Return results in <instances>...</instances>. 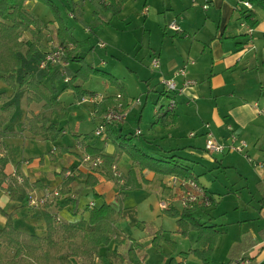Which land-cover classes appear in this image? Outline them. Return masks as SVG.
<instances>
[{
    "label": "crops",
    "instance_id": "crops-1",
    "mask_svg": "<svg viewBox=\"0 0 264 264\" xmlns=\"http://www.w3.org/2000/svg\"><path fill=\"white\" fill-rule=\"evenodd\" d=\"M34 2L37 3L36 0L25 1L26 4L30 3L27 10L40 19L31 10ZM59 2L67 12L68 18L72 17L71 19L82 22L85 18H90L92 28L83 27V34L86 36L90 30L93 33L97 26H109L113 18L118 19L115 26H120L122 21L128 22L130 26L133 18L141 17L142 31L147 34L146 56L151 60V65L154 57L158 59V65L156 67L152 65L156 69L155 74L149 73L147 78L152 80L154 85L161 84L162 80L169 78L174 79L179 86L184 79L194 80L195 84L183 87L179 94L165 93L162 88L159 94L165 96L163 101L169 102L172 99L175 105L171 112L165 113L164 110L155 112V119L146 127L147 133L139 127L144 122L143 109L140 108L138 115L134 116L137 128H131L129 131L133 133L134 129L133 135L122 133L128 116L132 113L129 112L123 122L114 123L106 128L105 135L100 138L102 143L89 142L88 139L93 138L92 133L75 132V138L79 139H75L74 145H59V141L55 139L52 141L54 150L26 160L24 155L18 154L20 140L37 142L45 139L20 130L22 113L18 101L21 92L25 90L16 93L0 81L2 84L0 92L6 93L5 104L15 103L14 111L7 123L8 129L18 132L16 136L1 139L4 153L8 157L4 172L11 174L17 167L23 177L30 182H38V187L30 194L36 198L48 194L46 208L56 221L72 222L86 214V206L95 200L90 198L86 201L83 198L85 202L82 201L77 194L82 189L85 191V198L94 194L101 200L99 204L106 202L114 206L117 205L116 196L123 193L120 203L121 216L115 223L120 242L112 239L109 244L100 245L93 264H147V256L150 251L156 249L152 239L158 231H161L164 239L161 243V250L165 255L162 260L169 262L170 258H173L176 264H184L186 256L191 254L184 253L202 248L196 242V232L189 228L182 233L176 223L177 218L170 216L168 211L180 213L190 209L195 219L214 225L221 236V230L214 221L215 214L211 213V209L219 206L220 200L212 195L207 185L197 176H193L194 173L207 179V176L212 177V173L216 172V176L212 177L216 180L210 185L216 184L225 189L228 194L223 195L222 199L229 198L230 194L234 193L233 195L240 199L241 205L232 204L231 207L240 209L244 205L243 210L256 211L250 213L246 222L264 221V115H259L252 106L256 101L259 104L264 103V9L253 4L248 9L239 0H127L119 13L111 14L108 10V0H76L68 7L65 5L66 0ZM55 5L59 10L60 6L56 3ZM247 13L251 14L249 20L244 18ZM59 16L62 18L60 13ZM171 21L180 26V32L168 28L167 25ZM44 24V38L35 54L36 64L40 59L38 54L42 53V46L47 44V34L52 32L55 36L58 27L55 18ZM65 24L67 25L66 22ZM247 24L253 28L251 35L247 32ZM68 29L72 33L71 28ZM117 29L121 30V27ZM77 40L84 45L89 43L88 37ZM127 40L132 44L130 34L122 37L123 42ZM99 43L97 45L100 48L105 47L104 42V46H100ZM64 45L71 46V49L73 47L71 43ZM91 50L94 51L93 48ZM79 54L83 55L81 48ZM88 63L98 68L92 61ZM78 67L79 63L69 61L66 68L68 77ZM30 69L34 70L45 84L53 88L54 94L61 101L59 92H55L53 71L50 69L37 71L33 67ZM180 69L184 70V74L179 73ZM61 79L63 80L62 77ZM63 83L62 89L66 88V82ZM105 83L111 84L108 80H105ZM116 84L120 86L119 82ZM122 92L128 109L129 97L124 88ZM116 93L117 91H105L104 95L114 97ZM159 99L158 97L157 102ZM163 103L159 106H163ZM38 112L39 110H36L34 113ZM94 112L96 114V108ZM103 114L104 112L93 118L94 125L100 122V116ZM60 122L58 126L62 127ZM77 128L76 126V130ZM137 130L139 133H136ZM207 132L211 133L215 141L224 145H238L240 141H244L247 146L241 153L227 150L221 154L208 152L204 148ZM64 134L66 133L63 129L61 135ZM118 135H127L131 142L145 152L157 151L167 154L165 151L171 150L169 154L178 156L180 163L188 167L192 176L202 186L205 198L199 197V202L192 208H182L175 199L180 188L178 185H171L169 182L171 175L157 173L148 168L141 169L126 153H122L115 164V171L121 178L119 182L100 175L98 171L91 172L89 165L82 161V156L86 153L84 146L99 149L103 154L113 155L116 151L113 139ZM61 148H65V151L58 155ZM229 170L232 171L231 174ZM89 173H93L98 181L92 187H85L80 174ZM68 175L73 178L69 184L70 192L57 196L54 192H57ZM5 186L4 183L0 188V209L11 214L13 225L21 232L44 235L46 228L42 207H31L26 200H10ZM128 194H137L138 197L131 200L128 199ZM166 197L172 198L170 206L165 209L158 207V199ZM70 200L76 202L75 207L71 205ZM139 205L148 210L146 217L136 214ZM5 222L6 218L0 212V228ZM249 233L251 236L248 239H242L231 246L226 264H234L240 258L249 259V264H264V228H259L257 232L250 229ZM180 236L191 237L192 242L186 251H178ZM131 245L134 247L137 262H133L127 255ZM175 253L179 256L178 259L174 256ZM192 256L198 258L193 254ZM83 262L81 258H72V264Z\"/></svg>",
    "mask_w": 264,
    "mask_h": 264
},
{
    "label": "trees",
    "instance_id": "trees-1",
    "mask_svg": "<svg viewBox=\"0 0 264 264\" xmlns=\"http://www.w3.org/2000/svg\"><path fill=\"white\" fill-rule=\"evenodd\" d=\"M25 1L0 0V81L16 93L25 90L28 103L41 104L43 111L27 118L26 129L35 136L54 141L61 135L63 130L62 127L58 126V122L67 118L68 111L66 106L54 94L53 88L45 84L35 71L30 69L36 64L35 54H37L39 45L43 41L45 24L26 9ZM36 1L45 4L54 13L58 24L55 32L57 42L63 45L73 44L72 49L68 50L65 60L79 63V67L69 76L66 88H70L74 96L80 100L86 93L89 95L94 94L80 85V82H84L92 75H100L111 84L118 83L113 75L88 63L84 56L79 54V49L84 44L72 35L68 26L59 16V10L55 3L52 0ZM108 1L110 13L117 14L127 0ZM246 1L264 9V0ZM250 16L251 14L247 13L244 18L249 20ZM249 24L253 25V23ZM25 33L29 36L25 37ZM24 47L25 51L22 54L21 49ZM5 101L6 93L1 91L0 188L5 183L4 189L7 191L10 200H26L27 203L28 195L35 187H38L39 183L30 182L23 177L17 167L11 174L4 172L8 157L4 153V144L1 139L16 136L18 133L9 130L7 126L14 111L15 103L5 104ZM114 103L115 99L112 96L104 97L100 102L95 103V117L105 112L107 107ZM122 103L123 106L127 104L124 96L122 97ZM23 129L20 127L21 131ZM113 142L116 147L113 155L103 154L99 149L84 146L86 154L99 156L102 159L99 166H89L91 172L98 171L100 175L116 183L119 182L121 178L113 174L112 167L115 166L119 155L125 152L129 155L131 161L141 169L148 168L164 175H177L195 180L188 167L180 163L178 156L169 154L171 150L165 151L167 154L157 151L153 153L145 152L131 142L130 137L127 135L115 136ZM64 151L65 148H61L58 155ZM80 177L84 179L85 187H92L98 181L93 173L80 174ZM72 179L69 175L65 177L57 190V196L70 192L69 184ZM119 195L116 196V206L106 202L96 206L87 205L85 208L86 214L81 215L78 220L72 222L54 220L44 203L45 205L39 206L42 207L41 212L45 222L46 233L44 235L21 232L13 225L11 214L0 209V212L6 218L5 225L0 228V264H72V258L74 257L81 258L84 261L83 264H93L100 245H107L112 239L120 242L119 234L115 229V223L121 216L122 211L120 203L123 193L121 192ZM70 203L73 207L76 206L74 200H70ZM55 205H57V202ZM167 213L177 218L176 223L182 233H185L189 228L196 232V242L202 249H192L184 254L191 253L195 255L201 260V264H212V252L219 237V231L215 226L199 222L193 217L190 209L183 210L180 213L176 211H168ZM163 240L161 231H158L152 239V244L158 252L162 251L161 243ZM127 255L133 262H137L132 245L128 248ZM169 264H176L173 258H170Z\"/></svg>",
    "mask_w": 264,
    "mask_h": 264
},
{
    "label": "rangeland",
    "instance_id": "rangeland-1",
    "mask_svg": "<svg viewBox=\"0 0 264 264\" xmlns=\"http://www.w3.org/2000/svg\"><path fill=\"white\" fill-rule=\"evenodd\" d=\"M53 1H55V3L60 6L59 4L60 0H53ZM72 2H76V0H66L65 5H67V7L72 6ZM25 7L26 9L27 7H30V3L29 4L25 3ZM31 8H32L31 9L32 12L43 20V23L49 22V19L55 18L52 10L41 2H37V3L34 2L31 5ZM59 13L62 16L63 21L67 23L69 28H71L72 34L77 39H83L88 37L89 43H87L81 48L85 60L87 62L92 61L102 71L112 74L120 83V86L124 88V91L128 95L129 97L128 109L126 106L123 107H126L127 116L129 112L132 113L129 114L127 124L124 127L122 133L133 135L134 129L137 128V121L135 120L134 116L138 115L140 108L143 109L144 122H142V124H140L139 127L141 130H143V132L147 133L146 127L149 126V124L155 119V115H156L155 112L159 107V104L164 102L163 103L164 105L162 106L164 107L168 102L163 101L165 96L159 94L160 91L162 90V84L159 83L157 85L156 84L154 85L152 80L147 78L148 74L154 73L156 69L152 67L151 60L146 56L147 34L143 33L142 31L143 29L142 18L141 17H137L136 19L133 18L130 26H128V22L126 21H122L120 26H115V23L118 21V19L113 18L110 21L109 26L106 25L97 26L98 28L96 27L94 28V30L92 29L93 33L90 30L88 31V35L86 36L83 34L84 33L83 27L85 29L87 28L91 29L93 26V23L90 22L89 17L85 18L84 22L71 19L72 18L71 16H70L71 18H68L67 12H65L64 8L61 6L59 7ZM117 27H121V30H118ZM128 34H130L132 37V44H130L128 40L124 42L122 41L123 35H128ZM28 36L29 35L25 33V37ZM51 41L56 43L57 39L56 36L52 35V32H49L47 34V42H46L47 44H45L41 48L43 54L47 51V49L49 50V48L52 47ZM100 41H103L105 43L104 48H100L97 45ZM91 48L94 49L93 52ZM24 51H25V47L21 49V53L23 54ZM42 53L38 54V58L43 55ZM92 57L95 60H93ZM101 61H103V63ZM32 67L35 70L37 69L38 71H42L38 69L36 64ZM50 70L53 71L55 75L54 77L55 92L57 93L59 92L60 99L64 103L68 111L67 118L61 120L60 122V125L63 127L66 134L58 136L57 138V140L59 141L58 144L74 145L75 139H79V138H75L74 136L75 132H78L79 134L92 133L93 138L88 139V141L102 143L100 141L101 137L96 136L94 133V129L96 128V125H94L92 118V112H94L95 109L94 104L88 102L84 104L79 103L78 101L79 99H77L74 96L70 88L62 89L64 86L63 83L64 79L63 80L61 79V77L63 78V76L61 75L62 73L61 69H59L58 66H55L52 67ZM57 75H60L61 77ZM105 80L106 79H104V77L100 75L98 76L92 75L87 80L82 82L81 85L87 91H91L94 94L105 96L104 95L105 91H110V92L117 91L116 94H121L123 97V92H122L123 88H120V86H118L117 84L109 85L108 83H105ZM1 86L2 84L0 83V89ZM25 92L26 91L21 92L18 101L20 106L19 110H21L22 113V115L20 116L22 117L20 121L22 126L20 127L24 128L22 131L30 133L26 129L27 118L35 114L34 112L36 110H39V112L43 111V108L41 107V104H37L35 102L28 103L26 100ZM88 95H89L88 93L84 94L85 97H87ZM122 97H121V102H122ZM158 97L160 98L158 101L159 103L157 102ZM76 126L78 127L77 130H76ZM131 128H134L132 129L133 133L129 132ZM105 132L106 131L104 130V133ZM52 149L54 150L55 148L51 140H43V141L35 142L32 140L23 141L22 139L20 140L18 154L19 156L24 155V157H26V160H29L30 157H37L40 154L44 155L48 153L49 150ZM229 173L231 174L232 171L229 170ZM212 174H213L212 177L214 178L217 173L213 172ZM193 176L194 177L197 176V178H199L201 182L207 185V189L212 192V195L218 197L219 199L217 198V200H220L219 206L217 208L211 209V213L213 212L215 214L214 221H216L215 222L216 225L221 230V236H219L217 245L213 252L212 263L226 264V262L229 259L228 254H229V250L231 249V246L242 239H248L249 236H251L249 233L250 229H253L255 230V232H257L259 228H264V221L260 223H258L257 221L246 222L250 213L253 212L256 213V211H252L251 209L243 210L244 205H242L240 209L231 207L232 204L233 206L238 204L241 205L240 199L235 197L233 195L234 193H231L229 198L222 199V196L228 193H226L224 188L217 186L216 184H212L213 186H211L210 183L216 180L213 179L211 176H207L208 177L207 179H205L202 176H198L195 173L193 174ZM163 177L169 178V176H163ZM77 194L78 197H80L84 202L86 199H90V198H93L95 200V202H93L95 205L96 204L98 205L99 202H101L98 196L94 194H90V196L85 198L84 189L80 190ZM137 197H138L137 194H128V199L132 200ZM159 200L160 199H158V203ZM227 206L231 208H228ZM147 212L148 210L144 208V206L139 205L136 214L139 216L146 217ZM127 232L131 234V232L129 231ZM178 241H179L178 251L188 250L190 243L192 242L191 237L187 238L182 236L178 238ZM156 256H158V258ZM164 256L165 255L162 251L156 252V249L155 250L153 249L152 251H150L149 255L147 256L148 258L147 264H169L168 260L165 261L162 260ZM174 256L177 259L179 258V256L176 255V253L174 254ZM186 257L187 258L186 261H184V264H195V262H198V264H200V260L192 256V254H189Z\"/></svg>",
    "mask_w": 264,
    "mask_h": 264
},
{
    "label": "built area",
    "instance_id": "built-area-1",
    "mask_svg": "<svg viewBox=\"0 0 264 264\" xmlns=\"http://www.w3.org/2000/svg\"><path fill=\"white\" fill-rule=\"evenodd\" d=\"M85 1V0H82ZM242 5L248 9L252 7L251 3L246 0H239ZM206 8V5L203 6ZM168 28L172 29L175 32H180L181 28L180 26L175 22L171 21L168 23ZM253 31V28L247 24V32L249 35H251ZM100 46H104V43H99ZM51 48L47 50L42 57L37 62V67L39 70L42 71H48L51 67L58 66L59 69H61L63 76V79L65 82L68 81L69 77L66 74V67L68 65V61L65 60L66 52L71 49V46H66L63 44H60L58 42L51 41ZM152 65L156 67L158 65V59L153 58ZM180 74H184V70H179ZM162 88L165 93H175L179 94L182 91V88L185 86H191L195 84L194 80L191 79H184L182 85H178L174 79H164L161 81ZM105 96L98 95V94H92L88 95L87 97L82 96L79 100V103H91L95 104L100 102ZM121 94H116L114 96L115 103L109 106L104 114L100 116V122L96 124V128L94 129V133L98 137H102L104 135V130L109 125H112L114 123H120L125 120L126 112L124 110L123 104L121 102ZM175 102L171 99L164 107L159 106L156 110L158 113L161 110L171 112L174 108ZM253 108L256 110V112L259 115H264V103L259 104L257 101L253 102L252 104ZM92 118H95V112H92ZM137 133H139V130H137ZM193 135V133H191ZM206 140L204 144V148L206 151L211 153H223L225 150L227 151H235V152H243L244 148L247 146L244 141H240L238 145L235 144H227L224 145L222 143H219L215 141L211 135L210 132L206 133ZM234 139V137H233ZM82 161L87 163L89 166H99L102 162V159L99 156H91L89 154H84L82 157ZM113 174L115 176H120L117 171H115V166L112 167ZM169 182L171 185H178L180 190L176 194L175 199L181 204L182 208H192L195 204L199 202V197L205 198V192L202 188V186L194 179L189 177H179L177 175H171L169 178ZM54 194H57V192H54ZM48 200V194H44L40 198L34 197L32 194L28 195V205L31 207H39L46 203ZM172 198H161L159 200V207L162 209H165L170 206ZM89 206H94L93 202H90L88 204ZM206 205H208V202H206ZM234 264H249V259L247 258H240L235 261Z\"/></svg>",
    "mask_w": 264,
    "mask_h": 264
},
{
    "label": "bare ground",
    "instance_id": "bare-ground-1",
    "mask_svg": "<svg viewBox=\"0 0 264 264\" xmlns=\"http://www.w3.org/2000/svg\"><path fill=\"white\" fill-rule=\"evenodd\" d=\"M251 5H252V4H251ZM163 91H164V90H163ZM115 95H116V94H115ZM165 113H166V111H165ZM167 113H168V111H167ZM136 133H137V132H136ZM84 154H85V153H84ZM84 154H83V155H84ZM82 157H83V156H82Z\"/></svg>",
    "mask_w": 264,
    "mask_h": 264
}]
</instances>
